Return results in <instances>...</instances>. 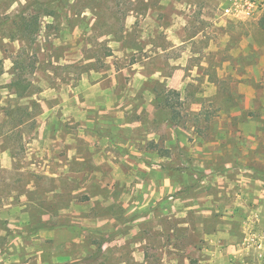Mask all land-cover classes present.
Here are the masks:
<instances>
[{
	"label": "rangeland",
	"instance_id": "1",
	"mask_svg": "<svg viewBox=\"0 0 264 264\" xmlns=\"http://www.w3.org/2000/svg\"><path fill=\"white\" fill-rule=\"evenodd\" d=\"M0 264H264V0H0Z\"/></svg>",
	"mask_w": 264,
	"mask_h": 264
}]
</instances>
